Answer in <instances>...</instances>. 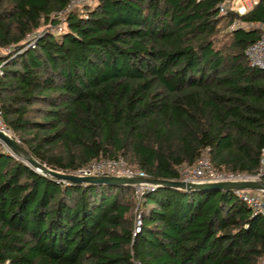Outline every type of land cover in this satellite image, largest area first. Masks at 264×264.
<instances>
[{
	"label": "trees",
	"instance_id": "1",
	"mask_svg": "<svg viewBox=\"0 0 264 264\" xmlns=\"http://www.w3.org/2000/svg\"><path fill=\"white\" fill-rule=\"evenodd\" d=\"M0 0V109L40 162L73 172L121 155L148 177H180L204 151L217 169L256 173L264 148V69L246 46L264 0ZM264 179V175L262 176ZM140 219L138 230L136 219ZM264 218L233 189L61 180L0 143V262L263 264Z\"/></svg>",
	"mask_w": 264,
	"mask_h": 264
},
{
	"label": "built area",
	"instance_id": "2",
	"mask_svg": "<svg viewBox=\"0 0 264 264\" xmlns=\"http://www.w3.org/2000/svg\"><path fill=\"white\" fill-rule=\"evenodd\" d=\"M93 0H70V2L62 9L52 12V15L60 19L59 23L55 24L53 29L57 31L63 30L64 14L76 4L84 2L91 3ZM258 0H249V7L255 4ZM218 9L221 14L226 15L230 10H236L239 13L246 11V5L237 3V0H220L218 2ZM248 28L255 26L260 29L258 37L251 41L245 48V54L251 65L258 66L264 69V21L244 22L239 18H234L228 24V30L236 27ZM37 29L28 33L27 45H35L34 37L38 34ZM36 31V32H35ZM17 48V45L9 44L7 46H0V76L3 73L2 56L9 54ZM0 129L8 132L9 129L2 118L0 109ZM11 134V133H10ZM73 173L80 175L88 174H114L126 176H141L147 177L146 172L136 165L129 164L125 159L118 155L116 157H100L91 160L87 165L77 168ZM179 179L192 182L203 181H219V180H239V179H258L264 175V148L260 158V167L256 173H246L241 171H225L215 167L206 151L201 153L194 162L184 163L179 170ZM134 186V196L139 199L142 193L149 188L153 183L137 182L132 184ZM234 193L241 197L254 212L262 215L264 218V189H233ZM140 219L137 217L135 229L139 228ZM0 264H8V260L0 262Z\"/></svg>",
	"mask_w": 264,
	"mask_h": 264
},
{
	"label": "water",
	"instance_id": "3",
	"mask_svg": "<svg viewBox=\"0 0 264 264\" xmlns=\"http://www.w3.org/2000/svg\"><path fill=\"white\" fill-rule=\"evenodd\" d=\"M0 140L14 153L26 161L31 167L45 174H50L61 180L72 182L86 183H108V184H135L137 182H148L153 184L166 185L174 188L182 189H264V179H239V180H219V181H203L192 182L175 178L160 177H141L126 176L114 174H88L80 175L73 172H64L47 166L45 163L36 159L28 149L22 145L17 138L10 133L0 129ZM264 264V261H263Z\"/></svg>",
	"mask_w": 264,
	"mask_h": 264
},
{
	"label": "rangeland",
	"instance_id": "4",
	"mask_svg": "<svg viewBox=\"0 0 264 264\" xmlns=\"http://www.w3.org/2000/svg\"><path fill=\"white\" fill-rule=\"evenodd\" d=\"M249 0H237V3H243V4H245V5H249V2H248ZM247 7V6H246ZM64 25V24H63ZM47 27H50L53 31H55L54 29H53V27L52 26H50V25H48V24H42V25H40L38 28H37V30L36 31H41V30H43V29H45V28H47ZM228 30V26L226 27V26H224L223 28H222V30H221V33H220V35H223L226 31ZM35 31V32H36ZM8 131H9V133H11V135H13V132L10 130V129H7ZM0 143H1V145H2V147H4L7 151H9V152H11V150L9 149V147H7L1 140H0ZM14 155L16 156V157H18L19 158V156H17L15 153H14ZM21 158V157H20ZM22 159V158H21ZM126 161V160H125ZM127 162V161H126ZM129 164H131V163H129ZM263 260H264V258H263Z\"/></svg>",
	"mask_w": 264,
	"mask_h": 264
},
{
	"label": "crops",
	"instance_id": "5",
	"mask_svg": "<svg viewBox=\"0 0 264 264\" xmlns=\"http://www.w3.org/2000/svg\"><path fill=\"white\" fill-rule=\"evenodd\" d=\"M240 3H241V2H240ZM246 6H247V7H246V9H248V8H250V7H251V6L249 7V5H246Z\"/></svg>",
	"mask_w": 264,
	"mask_h": 264
}]
</instances>
